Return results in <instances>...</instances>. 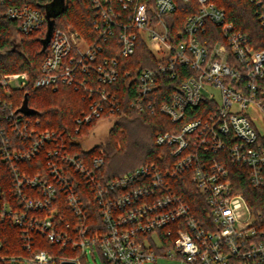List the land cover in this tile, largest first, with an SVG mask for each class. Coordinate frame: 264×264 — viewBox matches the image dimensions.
Returning a JSON list of instances; mask_svg holds the SVG:
<instances>
[{"label":"built area","instance_id":"2783aa9c","mask_svg":"<svg viewBox=\"0 0 264 264\" xmlns=\"http://www.w3.org/2000/svg\"><path fill=\"white\" fill-rule=\"evenodd\" d=\"M252 1L264 23V0ZM198 2L199 11L187 18L175 36L179 40L172 41L165 15L176 10V0H153L152 6L149 0H92L97 40L88 43L78 31L54 26L35 82L36 87L57 89L64 83L97 93L100 99L94 100L91 111L77 119L89 124L106 106L113 111L119 105L117 96L103 87L118 80L119 63L114 58L99 61L101 41L117 29L122 53L131 55L141 36L164 61L141 72L132 104L141 111L161 112L173 122L188 119L177 132L157 135V143L170 153L161 164L142 165L103 182V155L88 164L80 154H71L63 134L38 132L31 115L21 111L22 104L13 102L14 92L29 84L30 74L0 69V219L20 228L29 251L39 234L77 251L60 256L59 264H85L88 255H100L107 264H143L159 257L176 264H264L263 214L254 213L243 191L235 189L227 163L246 170L253 186L264 187V127L259 129L249 110L253 107L264 120V50H257L215 3ZM0 17L15 24L16 43L19 34L44 32L49 20L41 8L22 0H0ZM206 19L219 26L223 38L211 48L198 37ZM178 65L188 66L193 74L169 102L155 104L148 95L158 88L159 74L170 72L174 78ZM92 73L101 84L97 88L86 77ZM202 102L208 106L194 116ZM14 136L30 145L16 146ZM42 153L47 156L44 174L22 172L21 161ZM3 165L11 175L12 203L1 198ZM185 173L187 185L193 184L203 197L201 217L174 184ZM75 174L91 187L101 224L94 220ZM60 203L71 214L61 210ZM22 261L53 264L54 256L42 249Z\"/></svg>","mask_w":264,"mask_h":264},{"label":"trees","instance_id":"16d2710c","mask_svg":"<svg viewBox=\"0 0 264 264\" xmlns=\"http://www.w3.org/2000/svg\"><path fill=\"white\" fill-rule=\"evenodd\" d=\"M34 7L41 8L44 12L51 13L50 19L54 26L62 29H73L80 33L88 43H94L99 37V32L93 25L95 11L92 0H64V8L56 11L49 9V4L53 0H22ZM153 5V0H149ZM215 3L226 13L227 19L232 21L237 30L247 33L251 37L252 45L257 50H264V23L259 19L257 7L252 0H208ZM177 8L165 15L169 28V37L172 41H178L175 36L184 30L187 18L197 13L200 8L198 0H176ZM49 22V20H48ZM15 24L6 17H0V69L2 72H23L30 74L29 84L14 92L13 102L20 106L23 103L25 94H28V104L36 111L30 119L38 132L47 129L63 134L67 141L68 151L71 154L78 153L90 164V159L94 156L103 155L104 163L100 167V174L103 182L114 179L134 170L135 168L147 164H161L162 157L170 159L167 146L157 143V135L165 132H177L182 122H173L171 118L161 112L152 113L146 109L141 111L132 103L139 92V76L141 72L148 68H155L163 58H159L149 48L148 43L140 36L136 42L135 52L131 55L122 53L121 42L118 31L102 42V51L99 61L103 59H117L120 70L118 80L112 84L103 86L109 94H115L119 102L118 108L113 111L106 106L101 117L95 118L89 124H79L77 119L82 118L91 111L94 100L100 97L95 92H89L83 87L60 84L57 89L53 87H36L35 82L41 74V66L48 54V43L44 44L47 36L48 24L44 27V32H33L29 34H19V42L16 43ZM53 26V27H54ZM199 40L205 46L211 48L218 41H222L219 26L213 21L206 19L204 27L198 32ZM18 44V45H17ZM175 77L172 78L170 72L159 74L158 88L148 95V98L155 104L169 102L172 95L178 91L182 82L193 74L186 65H178ZM89 85L100 86L95 73L86 75ZM206 102H202L196 110L194 116H198L202 109L207 107ZM192 114L193 112H189ZM101 119H112L113 124L109 130L107 139L93 146L84 149L80 143V138L88 136ZM77 129L79 131L77 132ZM16 146L28 147L29 140L11 137ZM103 153V154H102ZM45 153L32 160H23L19 167L22 172L29 175L45 173L46 171ZM231 169V177L235 189L243 191L248 204L254 213L261 212L264 221V187H255L251 184L244 170L239 165L227 161ZM2 166V200L10 203L15 202L12 195V182L9 169ZM188 173L179 176L174 182L176 189L183 195L201 217L204 207L203 197L193 184L188 183ZM78 178V187L84 194L86 202L92 208L94 220L101 224L98 207L93 198V191L87 181L75 174ZM27 191L32 194L30 188ZM16 204V203H15ZM60 209L71 214L68 207L60 203ZM63 214V211H62ZM68 214V215H69ZM63 217L65 215H62ZM58 219H61L58 216ZM264 229V223L262 225ZM20 228L12 220L0 219V263L1 264H25L22 258L33 256L35 251L47 250L54 256L53 264H59L60 256H73L77 254L71 246H63L59 243L51 242L44 235L35 236L36 245L31 251L27 249L20 236ZM100 256V255H99ZM102 262L106 260L100 256ZM87 263V259L86 262Z\"/></svg>","mask_w":264,"mask_h":264},{"label":"rangeland","instance_id":"374dc122","mask_svg":"<svg viewBox=\"0 0 264 264\" xmlns=\"http://www.w3.org/2000/svg\"><path fill=\"white\" fill-rule=\"evenodd\" d=\"M64 0H53L49 4V9L54 8L56 11H61L64 8ZM156 48L153 47V50ZM215 95L218 96V91H215ZM249 110L251 114L254 116V119L257 122V125L260 130H263L264 124L262 118L260 117L258 111H256L253 107H250ZM113 120L112 119H101L98 124L93 128L91 133L88 136H84L79 139L82 147L84 149H90L95 145H98L104 142L107 137L110 128L112 127ZM88 264H104L99 255L93 257L92 255H88L87 258ZM143 264H176V261L170 260L165 257H159L157 261L146 262Z\"/></svg>","mask_w":264,"mask_h":264},{"label":"water","instance_id":"95a60500","mask_svg":"<svg viewBox=\"0 0 264 264\" xmlns=\"http://www.w3.org/2000/svg\"><path fill=\"white\" fill-rule=\"evenodd\" d=\"M51 13L52 12H49L48 13V19H49V22H48V32H47V36L46 38L44 39V44L47 45V43L49 42L50 40V36H51V33H52V29H53V26H54V23H53V20L50 19L51 17ZM21 111H23L24 113L26 114H29V115H33V114H36V111L34 109H32L29 104H28V94L26 93L25 96H24V99H23V103L21 105ZM63 264H75L74 262H64Z\"/></svg>","mask_w":264,"mask_h":264}]
</instances>
